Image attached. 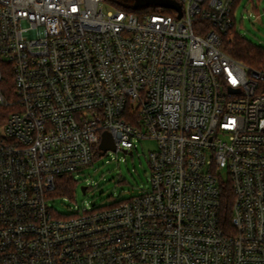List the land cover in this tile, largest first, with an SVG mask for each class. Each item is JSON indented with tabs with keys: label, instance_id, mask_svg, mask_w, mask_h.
<instances>
[{
	"label": "built area",
	"instance_id": "built-area-1",
	"mask_svg": "<svg viewBox=\"0 0 264 264\" xmlns=\"http://www.w3.org/2000/svg\"><path fill=\"white\" fill-rule=\"evenodd\" d=\"M173 1L0 0V264H264V68L225 49L241 0ZM105 131L157 141L150 188L58 214Z\"/></svg>",
	"mask_w": 264,
	"mask_h": 264
},
{
	"label": "rangeland",
	"instance_id": "rangeland-1",
	"mask_svg": "<svg viewBox=\"0 0 264 264\" xmlns=\"http://www.w3.org/2000/svg\"><path fill=\"white\" fill-rule=\"evenodd\" d=\"M135 1L128 0L131 4ZM235 17L233 34L245 37L264 50V0H241ZM157 148L155 139L144 138L136 141L132 154L123 149L100 154L95 162L75 174L77 187L74 193L63 196L54 192L50 206L58 214L68 216L77 210L107 206L148 190L151 176L149 155ZM226 173L222 170L224 176ZM82 186L87 187L86 192H83Z\"/></svg>",
	"mask_w": 264,
	"mask_h": 264
},
{
	"label": "trees",
	"instance_id": "trees-1",
	"mask_svg": "<svg viewBox=\"0 0 264 264\" xmlns=\"http://www.w3.org/2000/svg\"><path fill=\"white\" fill-rule=\"evenodd\" d=\"M109 5L117 8L134 9L131 5H128V0H104ZM235 27L232 29L234 30ZM226 51L234 58L242 61L243 63L256 68H264V50L261 47L253 45L251 42L239 34H234V39L226 45ZM6 96L10 99L14 98L13 84L6 82ZM12 111L11 106L0 105V126L3 124L9 114ZM100 155V152L96 153V158ZM77 187V180L74 174H65L61 176L57 181V188L55 193L58 195H72ZM128 199V198H127ZM121 199L107 206H96L97 208L113 207L120 202L127 200ZM233 201V195L231 186H227L223 192V219L225 224H229V217L231 216V204Z\"/></svg>",
	"mask_w": 264,
	"mask_h": 264
},
{
	"label": "water",
	"instance_id": "water-1",
	"mask_svg": "<svg viewBox=\"0 0 264 264\" xmlns=\"http://www.w3.org/2000/svg\"><path fill=\"white\" fill-rule=\"evenodd\" d=\"M152 4H155V5H164L166 7H172V8H176L178 9L179 11L181 10V7L180 5H178L176 2H174L173 0H136L135 3H134V8H139V7H147V6H150ZM180 16H181V13H180ZM232 92L236 91V89H231ZM100 154L101 155H104L106 154V152L108 150H118V146L114 140V137L113 135L108 132V131H105L103 133V138H102V141H101V144H100ZM125 152H129L130 154H132L133 152L132 151H128L126 149H123ZM82 190L83 192H86L87 190V187L86 186H82Z\"/></svg>",
	"mask_w": 264,
	"mask_h": 264
}]
</instances>
